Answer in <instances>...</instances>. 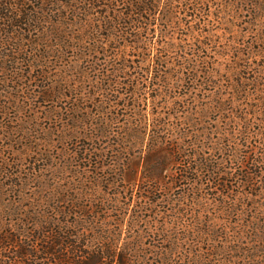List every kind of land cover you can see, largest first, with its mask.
I'll use <instances>...</instances> for the list:
<instances>
[{"label":"rangeland","instance_id":"obj_1","mask_svg":"<svg viewBox=\"0 0 264 264\" xmlns=\"http://www.w3.org/2000/svg\"><path fill=\"white\" fill-rule=\"evenodd\" d=\"M164 8L171 11L168 4ZM205 9L210 15L202 12L200 22L210 23L217 35L200 53L210 57L215 75L200 87L188 81L174 87H149L154 77L143 72L144 87L88 86L74 91L73 87H44L48 83L38 62L0 58V264H31L35 259L54 264L42 245L52 236L49 222L62 220L72 224L68 231L74 233L76 245L85 244L88 258L101 257L97 264H122L119 253L129 246L130 260L138 253L165 250L171 245L175 247V264H189V248L200 251L202 264H230L234 256L236 264L247 260L243 259L245 254L240 257V252H232L233 239L222 231L228 219L221 211V192L216 189L204 190L196 205L200 229L215 227L211 241L219 245L223 240L231 242H226L225 251L214 254L207 248L208 242L199 244L194 237L184 238L171 215H163L170 207L167 202L139 198L144 189H151L174 200L184 190L189 178L182 179L181 165L173 158L181 159L184 151L191 150L192 138L185 133L202 131L206 144L216 140L226 149L234 144L237 161L232 166L236 171L264 172V0H209ZM191 13L193 10L180 8L175 18L188 22ZM156 22L188 51L201 48L191 37L189 26L171 27L162 19ZM19 31L26 32L23 28ZM161 50L159 54L171 57V61L182 53V49ZM52 60L55 63L57 59ZM83 92L86 101L81 97ZM83 101L94 112L101 103L112 105L113 111L121 114L120 120L139 109L147 115L148 124H153L155 116L161 114L170 122V131L161 135V147L152 148L148 135L142 141L133 137L126 141L121 155L119 147H114L115 154L109 148L103 155L83 154L84 148L98 141L77 132L78 124L67 112V107ZM117 130L115 126L110 132ZM102 140L110 146L116 143L111 135ZM210 153L213 158L220 156L218 151ZM233 179L232 187L222 190L223 195L242 196L248 207L256 204L264 210V187L242 186L239 179ZM258 181L264 186V177ZM236 245L243 253L244 248L246 252L254 250L264 263V242L245 234ZM30 249H35L38 257L29 256ZM108 249L117 256L105 257Z\"/></svg>","mask_w":264,"mask_h":264},{"label":"trees","instance_id":"obj_2","mask_svg":"<svg viewBox=\"0 0 264 264\" xmlns=\"http://www.w3.org/2000/svg\"><path fill=\"white\" fill-rule=\"evenodd\" d=\"M208 1L0 0V58L7 61L11 59L14 62L19 59L38 62L45 71L44 81L48 83L43 84L44 87H73V91L77 87L88 86L144 87L140 78L141 72L154 77L149 87H174L175 84L186 81L193 87H200L201 82L208 83L215 75L210 57L200 53L202 48H209L210 44L215 42L214 38L217 35L216 29L210 26V23L200 22L202 12L207 11L205 4ZM165 4L169 5L171 11L164 8ZM180 8L185 12L193 10L188 22H184L180 17L175 18ZM209 13L204 12L207 16L210 15ZM158 19L165 20L171 27L189 26L191 37H194L195 43L201 48L191 47L188 51L177 43L175 38L168 37L163 28L158 27L156 22ZM19 28H23L26 32L23 34L21 31L18 32ZM163 36L168 39L165 40ZM161 49L167 52L182 49V53L176 55V61H171V57L159 54ZM136 56L143 59L137 60ZM52 57L57 59L55 63ZM45 92L51 93L52 90L45 89ZM85 95L86 92L81 93V97L86 101ZM120 102L117 100L116 104L119 105ZM113 109L112 105L101 103L94 112L84 101L83 104L75 102L67 107L70 119L78 124L75 130L98 141L97 145L84 148L83 154L103 155L107 148L113 149L115 154L114 147H119L121 155L126 150V141L133 138L142 141L148 135L152 148L161 147L163 140L161 135L170 131V122L163 119L161 114L155 116L153 124H148L147 115H143L139 109H135L130 118L122 117V120H120L121 114ZM189 114L186 116L189 117ZM115 126L118 130L112 134L111 128ZM150 126L151 129L148 131L147 128ZM185 134L186 136L189 134L192 138L191 150L188 153L184 151L185 155H182L181 159L173 158V162L181 165L179 171L182 179L189 178L184 190L174 200L163 193L157 195L151 189H144L139 198L151 202H167L170 207L163 215H171L174 225L182 229L184 238L194 237L199 244L208 242L207 248L213 254L218 250L225 251L226 242L227 244L233 242L232 252H240L241 254H238L240 257L245 254L243 259H247L238 264H264L260 263L262 259L254 254V250L246 252L247 249L244 248L243 253L239 251L241 246L236 245L240 243V235L245 234L251 235L258 242H264V210L256 204L248 207L244 197L235 195L229 198L223 195L222 191L232 187L234 177L240 180L242 186L248 185L258 190L260 187L261 190L264 186L258 179L264 177V172L247 169L236 171L232 166L237 161L234 144L226 149L216 140L206 144L202 131ZM106 135L115 138L116 143L110 146L108 142L103 141L102 137ZM220 138L222 137L219 136ZM182 151L179 148V152ZM210 151H218L220 156L213 158ZM183 157L185 158L182 159ZM194 175L201 177L197 178ZM207 188L221 192L219 204L228 219L221 228L225 236L229 234L233 239L230 243L228 240H223L219 245L211 241V230L215 231L213 225H208L207 231L200 229V217L196 205L202 197V192ZM155 190L157 192L159 187ZM251 193L257 194L253 191ZM71 226L72 224L63 220L57 223L49 222L52 236L45 239L46 245H42L43 251L47 256L50 255L48 258L54 264L99 263L101 260L99 255L92 260L87 257L89 251L84 249L85 244L76 245V240L72 238L74 233L68 231ZM130 248L129 246V250ZM129 250L119 253L122 264L148 262L175 264V247L172 245L165 250L157 248L151 252L138 253L131 260L128 255L132 252ZM106 252L107 258L117 256L115 251L108 249ZM34 253L35 249L27 251L29 256L38 257L37 253ZM188 255H190L189 264H202L200 251L189 248ZM211 259L214 260V256ZM234 259L235 256L228 262L236 264ZM31 264L41 263L35 259ZM106 264L112 262L107 261Z\"/></svg>","mask_w":264,"mask_h":264}]
</instances>
